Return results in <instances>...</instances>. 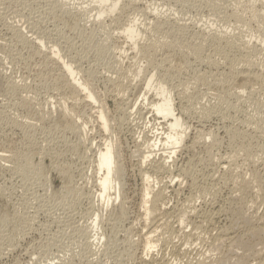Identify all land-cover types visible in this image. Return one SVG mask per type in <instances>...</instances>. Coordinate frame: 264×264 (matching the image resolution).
<instances>
[{
	"label": "rangeland",
	"instance_id": "rangeland-1",
	"mask_svg": "<svg viewBox=\"0 0 264 264\" xmlns=\"http://www.w3.org/2000/svg\"><path fill=\"white\" fill-rule=\"evenodd\" d=\"M0 1L3 3L2 6L0 5V153L5 151L2 154H7L6 150L13 149L19 151L23 159L25 158V162L22 159L21 162L23 163L17 164L20 165L18 168L21 169L18 171L15 170L13 163L6 162L4 165V162L0 161V164L4 165L3 169L0 168V264H49L55 263L57 256L64 257L62 264H141L139 258L141 257V235L154 227L152 228L153 224L151 225L150 221L146 223L147 225L142 223L140 192L142 191L144 178L138 170V163L144 153L139 146L141 145L139 144L141 143L139 139L143 136L142 132L144 131H152V129L161 131L158 124L151 120L153 119V114L149 111L147 112V110L141 111L139 109L138 105L142 95L138 97L140 93H138L137 89L136 91L134 90L138 87L136 85H138L140 78L144 77L146 61L139 56L140 54H137L136 50L133 51V49L122 43L123 39H120L121 42L119 41L118 47L123 46L125 53L119 55L117 53L119 51L118 47L113 49L108 43L107 37L112 34L114 37L120 30L114 27V23L110 21L111 18L103 17L101 24L97 25L94 22L92 24L91 18L96 13L93 9L91 11L82 9L76 17L69 14L65 15L61 23L54 18L53 14L49 13L50 8L54 6V2L57 0ZM95 1L75 0L73 3L89 8L98 5L97 3L94 4ZM237 1L143 0V2H137L138 6L133 7V10L137 8V11L130 9L131 11L128 10L129 14L128 12L124 13L121 18L125 20L124 18L127 15L130 16L131 13V16H137L136 19L141 21L144 18V13L141 12L143 11L142 8L146 11V7L149 10L156 7L159 12L157 16V18L159 17V22L169 21L170 19L169 23L171 25L167 24L165 27L168 28L174 25L173 28H175L177 24L184 22L183 24L186 27L184 26L185 31L182 32L183 37L180 36V39H186L189 46L191 44L195 46L201 42L199 45L206 47L205 49L203 48L202 54L204 56L202 57L209 55L210 50L212 52V48L208 46L206 39H201V35H206V32L210 33L212 31H217L218 34L224 35L229 39L232 37L238 42L245 43L248 48L260 49L262 46L264 48V0ZM64 9L66 10V7ZM135 11L136 13H134ZM116 14L118 12L114 16ZM256 14L259 16L257 15L256 17ZM151 25L153 24L151 23L145 27L146 29L143 27L141 37L143 39L139 43H145L148 39L147 42L156 44L154 52L157 54L154 53V58L159 60L165 54L162 44L178 42L179 40L177 41V39L179 38L173 34L165 38L164 35L154 31ZM9 29H15L21 36L25 35L30 39L37 36L40 41L44 42L45 47L42 51L45 53L53 45L58 46V55L63 61L71 66H78L80 70L86 72L82 77L90 80L92 90L99 96L98 103L101 102L111 120H109V128L106 132L102 129L100 130L92 118L84 133L75 130V128H59L57 126V122L60 120L57 109L59 106L62 107L63 105L66 108L74 109H70L75 114V117L72 114L74 118H77L76 116L80 115L83 109L87 113L88 107L79 105V102L69 99L67 92L59 90V85H62L63 82L54 80L53 67L44 62V53L31 54V52L34 53L33 49L21 45L17 36ZM53 29L60 32L59 43L57 44L52 43L54 38L52 35L54 33ZM33 34L34 36H32ZM159 42L161 43L160 45H158ZM158 46L162 47L160 51ZM187 53L190 54L191 52L187 51L185 54L187 55ZM191 54L186 56L191 64L190 67L181 75L172 76L168 85L170 88L172 87L176 109L182 102L185 105H189L188 103L193 104L194 112L185 113L182 116L183 121L190 128L197 127L198 124L199 126L201 125L203 132L209 133L208 130L210 131L211 129V134L216 138V141H219L215 142L216 144L207 150L209 144L206 147L202 142L204 137H208L206 142L204 141L205 143H210L211 139L210 135L204 134L198 138L200 141L197 139L200 143L197 142L194 145L195 148L193 149L195 150L192 149L190 152L176 154L174 158L167 160L168 172H159L153 174V177L151 176V185L154 187V191L159 187H163L166 183L168 184L165 190V211L163 210L160 211L162 213L157 212L156 214L160 213L159 216L163 219H170V224L173 225L174 229L171 227L170 231L160 230L163 234L160 231H158L159 233L157 232L158 234L155 233L157 234L154 235L157 242L155 243V248L151 250V255L152 257L155 256L154 258L162 257L164 254V259L168 261L170 258L167 262L168 264H184L185 258L182 255L181 258L178 248L187 247L186 249L191 254H188V256L190 255L188 258H192V260H195V257L197 260V257L199 258L201 254H207L206 252L210 251V243L214 237L212 235H216L218 229L225 224L224 217H218L217 220L211 219L209 222H203L200 228L193 226V223L200 221L197 216L201 211L212 215V207L214 205L211 207L210 204H215L214 207L223 205L231 192L230 186L224 183L225 181L222 178L225 173L224 169L218 167L221 162V166L223 163L228 164L227 169L229 168V171L233 170V175L246 176L247 180L252 178L257 169L256 173L260 174L258 176L261 178V182L264 181V136H262L264 134V84L262 86L258 85L259 88L255 87L257 88L256 91L254 88L250 92L251 94L246 92L238 96L230 88V91L225 92L227 96L225 94H220L219 96L217 91L213 90L211 79L208 78L207 81L206 77L205 81L199 82L197 74L203 71L204 58L195 59ZM263 56L264 51L261 52L260 56L257 55L256 62L263 61ZM39 69L45 70L41 76H38L41 71ZM117 69L126 70L127 75L124 78L118 77ZM127 70H129L128 73ZM139 70L140 73H137ZM37 71L39 72L36 73ZM115 77L116 79H114ZM109 78L113 79L112 81L120 82V86L123 84V88L120 87L121 90L119 89L118 92L117 90L114 91L109 87ZM194 79H196V82ZM201 82L205 83L201 84ZM14 87L18 89L17 93H15L16 88ZM143 92L141 91V93ZM180 92H185L189 98L187 100L184 98L181 101L178 97ZM114 93L119 97H116ZM216 93L220 100L216 98ZM111 96H114V98H111ZM198 102L207 103L206 105L210 107L209 115L211 116L209 118H204L203 113L200 112L204 110L199 109L200 106L198 104L196 105ZM131 104L135 105V107L131 108ZM119 105H121L120 109ZM124 105L128 107L124 108ZM122 106L129 112L124 111V109V112H122ZM231 134L233 136L236 134L237 138L235 136L234 138L231 137ZM190 135L191 138L194 137L193 131H191ZM106 140L115 145L121 166V176L116 190L110 192L112 199L116 198L117 193L119 195L118 198L116 201L112 200L108 208H102V203H100L98 197L99 191L95 183V175L93 174L96 169L94 166L95 158H93L96 151L92 152V150H89L87 152L82 143H85V146L94 144V147L98 148L103 146V142ZM8 143L11 144L7 146ZM3 145L4 150L2 151ZM164 149L155 153V155L158 154L160 157L158 155L151 156L153 160L161 159L168 155L169 150L165 149V151ZM162 152H165L166 155H162ZM208 154H211V157ZM194 155L200 160L196 161L194 163L195 166L193 165L194 167L192 168L193 172L196 171V174H194L196 179H198L196 180L197 183L199 185L202 183L206 188L209 186L210 192L213 189L214 191L213 193L209 192L207 195L204 194L205 197L203 195V199L195 198L196 200L192 201V203L187 200L191 193L187 185L179 186L177 184L179 180L183 179L179 170L185 167L183 165L187 158ZM151 157L150 159H152ZM224 158L230 159L225 160ZM26 159H28V163H26ZM229 164L232 165V168H230ZM60 168L67 170L66 177L61 176ZM227 169L225 168L226 171ZM171 176L172 179H174V176L176 177L172 183L173 185L169 184L172 180H169ZM200 179L203 181L200 182ZM224 184H227V188ZM263 190H261L262 194L258 191L254 195L256 198L253 196H249L250 198L246 197V202L248 201L247 203L251 206L248 205V211L253 215L255 212L254 216L259 218L264 217ZM120 200L124 202L128 223L117 224L116 230L111 232L110 223L112 225V222L107 221L108 210L110 211ZM189 205L195 206L196 210L194 212L196 216L193 213L194 217L191 215V221L187 220L188 222L186 221L182 224L183 232L195 234V237L193 236L195 239H189L192 242L188 243L186 238H183V234L181 235L182 232L176 231L179 226L177 225L178 220H176L178 216L174 215H176V209H184L185 211ZM94 213H100L98 215L101 223L99 224L100 226L98 225L91 229L89 224L92 222ZM159 216L157 219H162ZM189 222L190 224L193 222V225L191 226ZM158 241H160L159 244ZM184 241H186V245ZM129 243H131V246L128 245ZM12 244L13 246L11 247ZM171 245H174L176 249L172 251ZM227 249V246L224 245L220 251L226 252L225 250ZM124 251L128 252L129 256L131 254V256L124 255L125 257H121ZM169 251L172 253H169ZM212 252L210 251V253ZM144 258L145 260H150L151 257L147 255ZM250 258L251 256L248 258L249 264L260 261L258 257ZM252 260L255 261L252 262Z\"/></svg>",
	"mask_w": 264,
	"mask_h": 264
},
{
	"label": "bare ground",
	"instance_id": "bare-ground-1",
	"mask_svg": "<svg viewBox=\"0 0 264 264\" xmlns=\"http://www.w3.org/2000/svg\"><path fill=\"white\" fill-rule=\"evenodd\" d=\"M74 1L75 0H57L54 2V6H52L50 8L49 13L53 14L54 18L57 21H60L62 23L63 16H65V15L69 14L71 16L76 17V15L82 9H85L87 11H91V9H93V10H95L96 13L91 18L92 24H93V22L96 23L97 25L101 24V19L103 17L108 18V19L111 18L110 21H112V23H114V25H115L114 27L115 28L117 27V29L120 30V31H118V34L114 33V34H116V35H114V37H113V34L112 35L109 34L110 36L107 37V41L113 49H116L118 47V45L120 44L119 43L120 39H123L124 41L122 43L127 45L128 48L133 49V51L136 50L137 54H140L139 56H141L142 59H144L146 61V65H145L146 68H144V77L142 76V79L140 78L139 83L137 82L138 85H136L138 87L135 88L134 90L136 91V89H137L138 93H140L138 95V97L140 95H142V99H140L141 101H140V104L138 105L139 109L141 111L147 110V112L148 111L151 112L153 114L152 115L153 119H151V120L155 121L158 124V126L161 128L160 129L161 131H158L156 129H154V130L152 129V131H154V132H152L151 130L144 131V132H142L143 134L141 133L143 136L141 135L142 137H141V139H139V140H141V143L138 142L139 144H141L139 146L141 147V150L144 153V155H142V159L138 163L139 164L138 170L140 171V173L143 175V178H144L142 191L140 192L141 193V200L140 201H142L140 204V206L142 207V213H141L142 214L141 216L143 218L142 223L144 225L150 221L149 223H151V225L155 224L154 226L152 225V228L154 227L152 230L148 229L145 233H143L141 235V242H140L141 257H139V258H140L141 264H166L170 260V258L168 261L166 259H164L165 257L163 258V256L165 254L162 257L158 256V258L157 257L154 258L155 256L152 257V255H151V252H152L151 250L153 248H155V245H156L155 243L157 242V239L154 235H157L159 233L158 231H160V230L170 231L171 227L173 226L170 224V221H169L170 219L169 220L167 218L163 219L161 216H159V214L162 213L160 211H163L164 208L166 207V205L164 207V200H165V195H166L165 190L167 189L168 184L166 183V185H164L163 187H159L156 191H154L153 190L154 187L151 185V182H152L151 178L153 177V174H157L159 172H165L168 170L167 165H166L167 160L174 158L176 154H179L182 152H190V150L195 148L194 145L198 142V140H199L198 138L203 136L204 134H208V136L210 135V139H211L210 143H208V142L205 143L206 139H208V137H204L205 142L204 141L202 142L206 145V147H207V144H209V146H208L209 148H207V150L211 149L213 147V145L216 144L215 142L219 141V140L216 141V138L211 134V129H210V131L208 130L209 133H207L205 131L203 132L201 127H200L201 125L199 126V124H198L197 127H193V128L191 127L190 128V126H188L187 123L185 121H183L182 116L185 113L192 112V111L194 112V107H193L192 103H188L189 105H185L182 102L179 104V107H177V109H176V105H175L174 99H173L174 94H173L172 89H171L172 87L170 88V86L168 85V82L170 81L169 79H172V76L181 75L188 67H190L191 64L189 63L186 56H188L192 53L191 56L193 55L195 57V59H199L200 57L204 58V62L202 64L203 71L200 74H197V76L199 77V79L198 78L197 79L199 80V82L205 81L206 77H207V81H208V78L211 79L212 80L211 82H213L212 83L213 88H214L213 90H216L217 93L219 94V96H220V94L222 95V94H225V92H228V90L230 88L233 89L235 92V95H238V96L240 94H243L246 92H249V94H251L250 92H252L255 87L259 88L258 85L262 86L264 84V59H263V61H259L262 63L256 62L257 55L260 56L261 52L264 51V48H263V46L260 49L254 48V47L248 48L247 47L248 45L245 43H241L240 41L238 42L237 40L232 39V37H231V39H229V38L225 37L224 35L218 34L217 31L216 32L212 31L210 33L206 32V35L205 34L201 35V39L202 40L206 39L208 46H210V48H212V52L210 50L209 55L206 54L207 56L202 57V56H204L202 54L204 47H202L203 45L202 46L199 45V44H201V42L197 43L195 46H193L192 44H191V46H189L188 41L186 39H180L181 37H183L182 32L185 31V27H186L183 24L184 22L182 24H180V23L177 24L175 28H173V26H174L173 24H172L173 26H171V27H168V28L165 27V26H167V24L171 25V23H169L170 19H169V21L166 20L165 22H159L158 21L159 17L157 18L159 12H158L156 7L152 8L150 10L148 7H146L145 8L146 11H144V9L142 8L143 11H141V12L144 13V18L141 21H140V19H136L137 16L136 17L131 16V13H130V16L127 15L126 18H124L125 17V15H124L123 18L125 20H123L121 18L124 13L128 12V10H130V9L133 10V7L138 6V3H137L138 1L143 2V0H96L94 2V4L97 3L98 5L92 6L89 8L88 7H86V8L81 7L78 3H73ZM233 1H235V0H233ZM2 4L3 3H1V1H0L1 6H2ZM65 7H66V10L64 9ZM136 9H134V10H136ZM140 10H139V12H140ZM248 10H249V8H248ZM252 10H251V12H252ZM136 11L134 13H136ZM117 12H118V14H116L114 16V14ZM128 14H129V12H128ZM254 15H255V13H254ZM257 15L258 14H256V17H257ZM250 16H253V15H250ZM234 17H235V15H234ZM237 18H238V16H237ZM121 20H123V21H121ZM160 21H162V20H160ZM151 23L153 24V25H151L153 30L159 34L164 35L165 38L170 34H173L177 38H179V39H177V41L179 40L178 42H175L176 41L175 40L174 41L175 43L169 42V43H163L162 44V47L164 49L163 51H165V54H164V57H162L159 60L154 58L155 57L154 53H156V52H154L156 44H154L152 42L151 43L147 42L148 39L145 43H143V42H142V44L139 43L143 39V38L141 39L142 34H143L142 30L145 27H147L148 25H150ZM19 29H20V27H19ZM10 31L14 35L17 36L18 42H20L21 45H23L24 47L28 46V47L33 49L32 51H34V53L31 52V54L37 55V54L44 53L43 54L44 62L46 64H50V66L53 67L52 70L55 74L54 80L59 81V82H61V81L63 82L62 85H59V90H61L63 92H67L69 94V99L76 101V102H79L80 103L79 105L86 107V108L88 107L87 113H89V114H87L83 109V112H81L80 115H77L76 116L77 118H74L75 114L72 113V110H74V109L70 108V109H72V110H70L69 108H66L63 105H62V107L59 106L57 109H58V117L60 120L57 122V126L59 128H63V127H67V128H71V129L75 128V130H77L81 133H84L88 123H90L89 122L90 119L92 118V119H94L93 122L96 123V126H98L100 128V130L102 129L104 132H106L109 128V120L110 119H109L108 114L106 113V111L103 108L104 106L101 105V102H99L100 103V105H99V103H98V101H99L98 97L99 96H98V94H96L92 90V84H91L90 80H88L86 78L84 79L82 77L83 74L86 72L80 70L78 66H75V65L71 66L70 64L63 61L60 58V56L58 55V51H57L58 46L53 45V47L49 48V50L46 51V53H45L42 51L45 47L44 42L40 41V39L37 36H34V34L32 35L34 37H32V39H30L29 37H27L25 35L21 36L18 33V31H15V29H11ZM52 31H54L53 34L51 33L54 36V38H53V42L52 41L51 42L53 44H57V43H59L58 39L60 37V32H58V30H56V29H53ZM143 36H145V35H143ZM144 41H145V39H144ZM161 42H163V41H161ZM160 44L161 43L159 42L158 45H160ZM122 47L119 46L117 48L119 50L117 52L119 55L125 53V51L123 50ZM158 47H160V46H158ZM162 47H160L159 49L156 47V49H158L160 51V49ZM121 50H122V52H121ZM158 50H156V51H158ZM187 51L191 52V53L190 54L187 53V55H186L185 53ZM262 55H263V53H262ZM135 56H137V55H135ZM194 57H192V58H194ZM258 60H260V59H258ZM39 70H41V71L40 72L37 71L36 73L39 72L38 76H41L45 70L44 71H42V69H39ZM87 71H89V69H87ZM116 72L118 74V77L120 76V77L124 78L125 75H127L126 70H123V69H117ZM128 72H129V70H127V73ZM137 73H140V70ZM114 79H116V77ZM112 80L110 79L108 81L109 87H111L114 91L117 90V92L119 89L121 90L120 87H122L123 84H122V86H120V82H118V81L116 82V81H112ZM194 80L196 82V79H194ZM204 83L205 82H203V83L201 82V84H204ZM12 85L14 86V84H12ZM207 85H209V84H207ZM14 88H16V87H14ZM256 89L257 88H255V91H256ZM17 90L18 89L16 88L15 93H17ZM141 91L142 92L144 91V92L141 93ZM217 93H216V96H217ZM102 95H103V93H102ZM114 95H116V93H114ZM254 95H256V94H254ZM116 97H119V96L116 95ZM178 97L181 101H183L184 98L186 100H187V98H189V96L187 94H185V92L178 93ZM111 98H114V96H111ZM216 98H219V100H220V97L217 96ZM136 101H137V99H136ZM128 104H129V102H128ZM186 104H187V102H186ZM197 104H198V106H200L199 109L204 110V111L199 110L200 112L203 113L204 118L205 117L209 118V116H211V115H209L211 109H210V107H208V105H206L207 103L205 104V103H199L198 102V103H196V105ZM131 105H132L131 108L135 107V105H133V104H131ZM120 107H121V105H119V109H120ZM126 107H128V106H125L124 108H126ZM124 108L122 106V108H121L122 112L128 111V110H125ZM123 109H124V111H123ZM85 113H86V115H85ZM211 113H213V112H211ZM72 114H74L73 115L74 117L72 116ZM198 114H200V113H198ZM37 119H39V118H37ZM260 127H259V129H260ZM260 130H262V129H260ZM191 131H193L194 137H192V138H194V139H192L190 137ZM258 134H260V133H258ZM234 136H233V134H231V137L234 138ZM262 136H264V134ZM216 137H217V135H216ZM235 138H237V137L235 136ZM103 143H102L103 146L98 147V148L94 147V144H88L87 146L84 145L85 143H82V144L85 147V150L87 152L89 150H92V152L94 150L96 151V152H94L95 155L93 156V158H95V160H94L95 165L94 166L96 168L94 170L95 173L93 172V174L95 175V183H96V186H97L98 191H99L98 197H99L100 203H102L101 206H102V208H108L109 203H111L112 200L116 201V199L119 196L117 193L116 198L112 199V197H110V194H111L110 192L112 190H116V186H117L119 179H120V176H121V166L119 164L118 153L116 152L117 150L115 148V145L112 144V142L107 141V140ZM198 143H200V142H198ZM9 144H11V143H8V145L7 144L6 145L9 146ZM4 145L2 146V151L4 150L3 149ZM139 146H138V148H139ZM160 148L161 149L165 148L166 150H169V153H167L168 155H166L165 152H162L161 154L166 155V156H164L161 159L153 160V157L158 155V154L155 155V153L157 151L161 150ZM193 150H195V149H193ZM0 151H1V149H0ZM3 152H5V151H3ZM207 152H210V151H207ZM215 152H217V151H215ZM2 153H0V161L4 162V165L6 162L7 163H13L15 165L14 167H15L16 171L21 170L18 168V166H20V165H17L23 159V156L21 155V153L19 151L10 149L8 151L6 150L7 154H2ZM153 153H154V155H152ZM151 156H153V157H151ZM150 157L152 159H150ZM158 157H160V155H158ZM214 159H215V157H214ZM226 159H228V158H226ZM23 160L25 162V158ZM228 160H227V162H228ZM196 161H200V160L195 155L187 158L186 162H184L185 164L183 165V167L184 166L185 167L183 169L181 168L179 170V173H180V175H182L183 179L181 181L179 180L177 185H179V186L180 185H187L188 189H190V191H191V193L189 195L190 198L189 197L187 198V200H189L190 202H192L196 199H199V198L203 199V195L204 194L207 195L211 191L210 189H208L209 184L207 185L208 187L206 188L205 186L202 185V183H201V185H199L197 183L196 180H198V179H196V176H195L196 171L193 172V169H192L195 166L194 163H196ZM217 161H219V160H217ZM230 162H231V160H230ZM22 163L23 162H21L20 164H22ZM26 163H28V159H26ZM221 163L219 164L220 166L218 165V167L224 169L225 173L222 177L224 180L221 178L220 179L225 181L224 183H227L230 186L231 192L228 191V192H230V194H228L229 196L226 198V201H224L223 205H220V206L216 205L217 207H214L215 204H213V203L210 204L211 207L214 205L212 207V215H210V213L208 214V213L201 211L199 213V215L197 216L198 218H200V221H198L197 223L192 222L194 225L192 223L190 224V222H189V224L191 226L193 225L197 228L198 227L200 228V226L203 224V222H206V221L209 222V221H211V219L217 220L218 217H221V218L224 217L225 224L223 223L224 225H222L218 229V232L216 235H212L214 237H213L212 241L210 240L211 243L209 242L211 244L210 245L211 247H209L210 251H213V252L210 253V251H207L206 252L207 254H201V255L199 254L200 256L196 255V256H199V258L197 257V260H196L195 256H194L195 260H192V258L191 259L188 258V257H190L191 254L188 252V249H186L187 247L186 248L185 247L184 248H178L179 254H180V256L182 255L183 258H185L184 264H249L248 258L250 256H251V258L258 257L260 259V261L258 263H256L257 261H255L256 259L254 258L255 262L252 260V262H254V264L255 263L256 264H264V217L259 218L257 216H254L255 212H254V215L251 212H249L248 209H249L250 204L247 203L248 201L246 202L247 196L248 197L249 196L255 197L254 195H256L258 191H260L259 193L262 194L261 190L264 189V181H262L263 183L261 182V178H259V176H258L259 173L258 174L256 173L257 169L254 172L255 174L252 175V178L250 177L251 179L247 180L245 178L246 176L245 177L240 176V175L236 176L237 174L233 175V173H234V172H232L233 170L229 171L228 170L229 168L227 169L228 164L223 163V165L221 166ZM2 165L0 164L1 169L4 168V165L3 166ZM177 166H180V165H177ZM231 166L232 165H230V168H232ZM225 168L227 169V171L225 170ZM59 170L61 171V176H64V177L67 176V170L65 168H60ZM216 170H218V169H216ZM171 175H172V173H171ZM234 176H236V177H234ZM178 177H179V175H178ZM171 179H172V176L170 177L169 180H171ZM174 179H176L175 176H174ZM174 179H172L169 182V184H172L174 182ZM201 181H203V180L200 179V182ZM226 185H225V187H226ZM210 186H212V185H210ZM212 188H214V187L212 186ZM173 191H174V189H173ZM213 191H214V189L210 193H213ZM263 192H264V190H263ZM259 193H258V195H259ZM204 197H205V195H204ZM213 200H215V199H213ZM184 202H186V201H184ZM250 203H252V202H250ZM189 204H191V203H189ZM184 206H185V204H184ZM194 207H193V205L192 206L189 205L188 207H186L188 209H185V211H184V209L183 210L180 209L181 211L176 209V213L174 212L176 214L174 216H178L176 220H178L177 225H179L178 230H176V231H178V232L181 231L182 232L181 235L183 234V238L184 239L186 238L188 243L192 242L189 239L194 238L195 234L193 235L192 232L191 233L190 232L189 233L183 232L182 231V229H183L182 224L184 222H186L187 220H190V217H191V215H193V213L196 216V213L194 212V210H196V209ZM125 209L126 208H124V202H121V200H120V202L117 203V205H115L110 211L108 210L109 214H107V215H109V216L107 218L108 219L107 221L112 222V225L110 223V226H111L110 231L111 232L116 230L117 224L123 225V224H125V222H127L128 217L126 215L127 211ZM157 212H160V213L156 214ZM98 214H100V213H97V214L94 213V215L92 214L93 215L92 216V222L89 224V227L91 229H94L96 226H98L101 223L100 222L101 219H100V216ZM166 214H167V212H166ZM158 216H159V218L161 217L163 220L162 219L158 220L157 219ZM193 217H194V215H193ZM219 220H221V219H219ZM192 221H193V219H192ZM129 228H130V226H129ZM144 228H145V226H144ZM172 229H174V228L172 227ZM132 232H134V231H132ZM160 232L162 233V231H160ZM155 233H157V234H155ZM130 241H132V240H130ZM160 241H162V240H160ZM160 241H158V244ZM163 241H165V240H163ZM184 242L186 245V241H184ZM13 244L11 245V247L13 246ZM130 244L131 243H129L128 245L131 246ZM132 244H133V242H132ZM138 245H139V242H138ZM187 245L190 247L189 244H187ZM224 245L227 246L228 249L225 250L226 252H223V250L221 252L220 249ZM171 248H172V251L174 249H176L174 245ZM223 249H224V247H223ZM6 250H7V248H6ZM135 251H136V249H135ZM128 252H129V250H128ZM128 252L124 251L121 254L122 255L121 257H123L124 255L129 256ZM169 253H172V252L169 251ZM188 254H190V255L188 256ZM147 255H149L151 257L150 260L149 259L145 260L144 256H147ZM130 256H131V254H130ZM182 256H181V258H182ZM56 259L57 260L55 263L52 262L49 264H62L64 261L63 256H59V257L57 256ZM182 261H183V259H182Z\"/></svg>",
	"mask_w": 264,
	"mask_h": 264
}]
</instances>
